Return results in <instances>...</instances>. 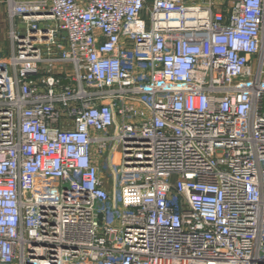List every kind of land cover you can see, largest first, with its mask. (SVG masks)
Masks as SVG:
<instances>
[{"label":"built area","instance_id":"1","mask_svg":"<svg viewBox=\"0 0 264 264\" xmlns=\"http://www.w3.org/2000/svg\"><path fill=\"white\" fill-rule=\"evenodd\" d=\"M7 13L0 264H264V0Z\"/></svg>","mask_w":264,"mask_h":264},{"label":"crops","instance_id":"2","mask_svg":"<svg viewBox=\"0 0 264 264\" xmlns=\"http://www.w3.org/2000/svg\"><path fill=\"white\" fill-rule=\"evenodd\" d=\"M13 1L18 2L21 0H0V48L5 59H9L13 52V45L9 40V32L13 27V23H11L7 13L8 4Z\"/></svg>","mask_w":264,"mask_h":264},{"label":"rangeland","instance_id":"3","mask_svg":"<svg viewBox=\"0 0 264 264\" xmlns=\"http://www.w3.org/2000/svg\"><path fill=\"white\" fill-rule=\"evenodd\" d=\"M66 69L69 70L70 69V66L66 65Z\"/></svg>","mask_w":264,"mask_h":264}]
</instances>
